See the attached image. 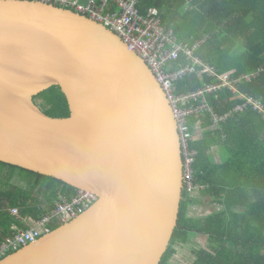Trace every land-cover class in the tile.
<instances>
[{"label":"water","instance_id":"water-1","mask_svg":"<svg viewBox=\"0 0 264 264\" xmlns=\"http://www.w3.org/2000/svg\"><path fill=\"white\" fill-rule=\"evenodd\" d=\"M60 86L71 115L34 101ZM185 149L162 82L120 36L36 0H0V161L98 200L0 264H160L179 224Z\"/></svg>","mask_w":264,"mask_h":264},{"label":"trees","instance_id":"trees-1","mask_svg":"<svg viewBox=\"0 0 264 264\" xmlns=\"http://www.w3.org/2000/svg\"><path fill=\"white\" fill-rule=\"evenodd\" d=\"M138 7L142 14L157 8L162 24L172 28L178 40L200 41L195 55L219 74L240 77L262 69L251 80L242 79L238 93L226 88L207 94L212 111L189 117L193 134L198 127L205 136L190 142V148L197 151L194 181L205 193L223 197L226 207L205 223L193 222L187 209L195 197L184 188L179 224L160 264H173L176 246L186 241L189 231L212 235V250H197L193 264H264V109L248 104L245 110H236L245 102L240 93L264 106V0H142ZM188 62L181 55L171 69ZM199 71L198 66L197 71L178 79L176 92H193L217 80ZM34 101L48 115H71L60 86L40 93ZM213 114L227 117L216 124ZM215 145L221 147L222 164L210 157ZM225 170L233 173V179L220 184ZM78 190L57 178L0 161V241L12 235L14 227L31 228L52 212L57 201L71 199ZM14 207L19 216L11 213ZM61 225L54 221L50 227L54 230Z\"/></svg>","mask_w":264,"mask_h":264},{"label":"built area","instance_id":"built-area-1","mask_svg":"<svg viewBox=\"0 0 264 264\" xmlns=\"http://www.w3.org/2000/svg\"><path fill=\"white\" fill-rule=\"evenodd\" d=\"M51 4H59L85 14L90 18L105 25L115 32L127 43L134 52L139 54L147 63L149 68L162 82L166 95L170 100L174 114L177 119L178 129L185 149L184 158V188L191 194L202 187L194 181L193 164L197 151L190 148V142L194 138L191 131L189 117L193 114L199 115L204 111H212L206 102L207 94L218 92L222 89H230L238 93V84L242 79L251 80L262 69L254 73L234 77L230 73L219 74L214 67L205 64L196 55L195 51L200 47V41H180L172 28H166L162 24L160 12L157 8H151L147 14H142L139 4L142 0H36ZM184 55L189 62L181 68L171 69L173 63ZM215 77L213 83L204 84L196 91L178 94L176 92V81L186 73L197 71ZM244 104L238 105L236 110L243 111L246 106L252 105L257 110H263V103L244 93ZM200 103H193L199 102ZM191 103V105H187ZM226 116L213 114L216 124L224 120ZM97 200L95 193L78 190L71 199L63 198L57 201L52 212L38 220L29 229L15 228L12 235L0 241V258L12 253L24 245H27L43 234L49 233L52 228L50 224L54 221L66 223L94 204ZM11 213L19 216V209L11 208Z\"/></svg>","mask_w":264,"mask_h":264},{"label":"crops","instance_id":"crops-1","mask_svg":"<svg viewBox=\"0 0 264 264\" xmlns=\"http://www.w3.org/2000/svg\"><path fill=\"white\" fill-rule=\"evenodd\" d=\"M194 137L197 140H203L205 138L203 130L200 128H196L194 131ZM264 138V135L262 136ZM210 157L212 161L218 162V164H222V152L221 147L219 145H215L210 151ZM221 176L224 181L220 182L226 183L227 181H232L233 173L230 170H225ZM217 190V189H216ZM193 197H195V202L189 205L187 209V216L193 222L198 224L205 223L206 220L210 219L214 214L222 211L226 206L222 203L223 197L216 195L215 193H205L204 190L198 189L193 193ZM192 233V237H190ZM212 235L209 233H201L197 231H189L187 234V239L184 241L181 246L185 252V260L186 264H193L196 260V251L205 249L208 251L212 250ZM177 251L172 258V263L174 264L175 258L178 250L180 249V245L176 246Z\"/></svg>","mask_w":264,"mask_h":264},{"label":"rangeland","instance_id":"rangeland-1","mask_svg":"<svg viewBox=\"0 0 264 264\" xmlns=\"http://www.w3.org/2000/svg\"><path fill=\"white\" fill-rule=\"evenodd\" d=\"M17 208V207H16ZM190 237H192V233L190 235ZM182 244V243H181ZM180 244V249L178 250V253L176 255L177 258H175L174 264H186V260H185V252L183 250V247ZM28 245V244H27ZM26 246V245H24ZM23 247V246H22ZM20 249V248H19ZM11 254V253H10ZM9 255V254H7ZM6 255V256H7Z\"/></svg>","mask_w":264,"mask_h":264},{"label":"bare ground","instance_id":"bare-ground-1","mask_svg":"<svg viewBox=\"0 0 264 264\" xmlns=\"http://www.w3.org/2000/svg\"><path fill=\"white\" fill-rule=\"evenodd\" d=\"M51 4V3H50ZM53 5H57V6H60V7H63V8H67V9H70L69 7H66V6H62V5H59V4H53ZM72 10V9H71ZM79 190H81V189H79ZM97 195V194H96ZM97 200H98V195H97ZM96 200V201H97Z\"/></svg>","mask_w":264,"mask_h":264}]
</instances>
